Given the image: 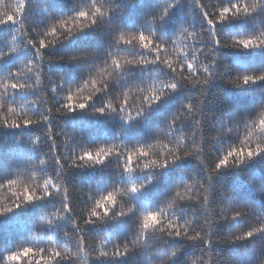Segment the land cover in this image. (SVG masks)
I'll list each match as a JSON object with an SVG mask.
<instances>
[{
    "label": "snow or ice",
    "instance_id": "obj_1",
    "mask_svg": "<svg viewBox=\"0 0 264 264\" xmlns=\"http://www.w3.org/2000/svg\"><path fill=\"white\" fill-rule=\"evenodd\" d=\"M0 4V132L11 136L0 144V162L12 167L0 179V190L11 193L0 204V223L22 206L55 202L37 224L40 235L0 250V264H79L84 252L88 264H128L138 252L142 264H177L180 257L181 264H264V100L250 111L228 112L212 131L213 114L206 112L214 81L238 88L264 82V67H229L220 56L224 49L264 51V0H162L133 27L116 19L135 0H75L71 10L55 13L45 3L39 15L35 0ZM229 25L236 27L229 31ZM105 26L111 30L102 51L47 54ZM93 57L75 82L53 67ZM133 73L139 76L129 79ZM88 85L90 94L80 96ZM185 89L148 139L93 141L90 133L71 128L69 134L67 122L58 123L88 111L118 116L122 126L134 128ZM186 158H194L198 170L157 203L142 204L149 186ZM109 165L114 175L102 187L80 178L69 182L76 169ZM229 170L252 198H240L233 188L217 192L216 178ZM18 183L20 190H12ZM46 230L51 234L40 239ZM189 251L199 256L187 258Z\"/></svg>",
    "mask_w": 264,
    "mask_h": 264
},
{
    "label": "trees",
    "instance_id": "obj_2",
    "mask_svg": "<svg viewBox=\"0 0 264 264\" xmlns=\"http://www.w3.org/2000/svg\"><path fill=\"white\" fill-rule=\"evenodd\" d=\"M75 0H35L34 11L37 15L41 14V5L47 4L50 6L52 12H63L71 10ZM252 3L253 0H246ZM4 4L14 5L15 0H3ZM162 3V0H135V7L130 11L122 14L116 19V22L122 23L126 27H133L137 24H142L145 18L150 14V10ZM189 5L185 3L183 9L187 12ZM3 4H0V11H3ZM46 15V13H45ZM178 15H180L178 13ZM186 18V17H183ZM247 22H239L242 26ZM175 24L173 19L172 24L169 25L171 29ZM254 26V25H253ZM236 25H229L227 30H234ZM111 29L107 28H93L86 30L82 34H77L74 38H69L67 41L54 46L48 51V55L60 56L71 54L73 52L84 49H96L102 51L107 43L108 32ZM222 64H227L229 67H235L238 64L246 65L250 69H259L264 67V51H237L234 49H224L221 53ZM98 57H93L80 63H54V70L60 72L70 82H75L87 70L89 63L94 62ZM11 63V61H9ZM139 73H133L129 79H135ZM124 81H121L123 84ZM47 84V81H45ZM116 90H119L117 87ZM92 87L90 85L81 87L80 96L90 94ZM187 89L176 93L174 96L168 98L163 103L157 105L147 115V117L139 121L134 128L127 125L122 126V122L118 116L96 115L88 111H79L75 114H69L67 117H61L58 123H65L69 125L68 133L71 134L74 128L77 131L90 133L93 141H111L114 139H125L129 142H136L139 140L148 139L151 137L162 124L164 118L174 109L175 105L186 94ZM225 97L229 98L230 103H222ZM264 100V82L260 85L238 88L230 85L224 81L216 80L209 88L208 103L206 104V112L209 117V131L213 130V124L223 125V117L228 112H244L254 109L258 103ZM58 130V128H57ZM243 136V133H242ZM26 139V137H25ZM59 139H65L60 137ZM11 140L10 135H5L0 132V144L7 143ZM23 143V142H21ZM255 170H262L260 164L253 166ZM192 170H198L197 161L194 158H186L183 161L177 162L173 167L163 173L159 180L149 186L146 193L142 197V204L151 205L157 203L174 185L185 178V176ZM12 171L11 165L0 162V179L5 178ZM114 169L111 165L104 168L91 169H76L69 174V182H74V178H80L85 184H90L93 187H102L114 175ZM217 192L221 188H233L236 194L242 199H250L255 193L251 190L245 191L247 185L241 178L231 170L218 176L215 180ZM21 184L18 183L12 190H20ZM87 191V189H85ZM10 191L0 190V204L7 203L6 198L10 196ZM119 200V198H118ZM54 201L46 199L42 201L33 202L29 205L22 206L20 209L14 210L9 214V217L0 223V250L9 247H16L17 245L27 242L30 239L38 237L39 231L37 224L45 214L51 210ZM119 203L127 207L126 201L119 200ZM67 221L62 222L66 224ZM130 226L131 222H127ZM50 231L46 230L45 237L50 235ZM98 243V241H96ZM89 253L84 252L81 255L79 264H88L87 257ZM199 254H196L198 257ZM191 251L188 252L187 258L195 259ZM207 257H205L206 259ZM144 256L137 253L131 257L128 264H142ZM183 257L178 259L177 264H181ZM196 264H200L197 259Z\"/></svg>",
    "mask_w": 264,
    "mask_h": 264
}]
</instances>
